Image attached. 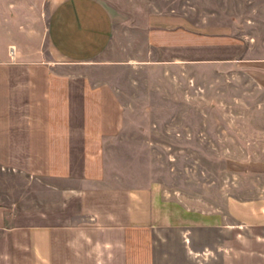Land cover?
Returning <instances> with one entry per match:
<instances>
[{
  "label": "crops",
  "instance_id": "obj_1",
  "mask_svg": "<svg viewBox=\"0 0 264 264\" xmlns=\"http://www.w3.org/2000/svg\"><path fill=\"white\" fill-rule=\"evenodd\" d=\"M242 225L264 226V0H0V264H160Z\"/></svg>",
  "mask_w": 264,
  "mask_h": 264
},
{
  "label": "rangeland",
  "instance_id": "obj_2",
  "mask_svg": "<svg viewBox=\"0 0 264 264\" xmlns=\"http://www.w3.org/2000/svg\"><path fill=\"white\" fill-rule=\"evenodd\" d=\"M190 128L198 129V122L190 123ZM182 161V160H181ZM198 155H191L189 164L192 166L190 187L192 195H197L199 189ZM186 163V162H185ZM209 178V175H208ZM197 208V202H191ZM162 245L163 252L169 256L162 257L160 264H264V226L242 225L240 230L229 228L208 227L192 234V252L188 254L181 249L177 237ZM206 245L205 252L200 255L199 248ZM196 252V253H193Z\"/></svg>",
  "mask_w": 264,
  "mask_h": 264
}]
</instances>
